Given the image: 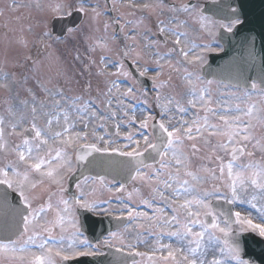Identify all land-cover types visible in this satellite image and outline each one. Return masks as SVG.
Listing matches in <instances>:
<instances>
[{
  "label": "snow or ice",
  "instance_id": "6c2138e0",
  "mask_svg": "<svg viewBox=\"0 0 264 264\" xmlns=\"http://www.w3.org/2000/svg\"><path fill=\"white\" fill-rule=\"evenodd\" d=\"M27 6L13 2L9 7L17 11ZM35 7L44 11V6L38 2ZM73 8L71 4H57L51 6V11L63 19L72 15ZM142 8L158 10V15H163L166 9L170 14L167 22L158 21L161 39L145 45L157 66L151 79L157 89L153 100L159 109V118L150 112L137 120L135 111L130 113L131 106L125 103L127 98L135 97L137 89L130 86L120 92L116 80L106 81V91L102 93L107 97L106 107L112 109L113 92H119L117 110H122L128 118L129 129L136 126L135 132L123 133L126 142L122 145L111 138L122 135L120 123L115 124L114 133L108 132L100 122L101 117L92 110L94 100H86L83 96L69 97L62 88L44 87L50 102L38 100L30 91L31 103L22 102L28 109L27 115L9 108V119L0 116V154L4 157L0 159V210L5 215L11 212L20 218L14 238L6 236L0 240V260L6 259L9 264H72L80 257L102 255L98 246L93 245L81 230L78 213L83 210L115 214L117 220L127 219L149 235L156 236L159 246L143 252L137 250V244L131 241L124 244L121 239L122 247L116 251L122 253L127 248L128 255L133 257L131 264H143L145 260L147 264H251L244 258V234L255 233L264 238V136L255 135L256 127L264 126V79L259 83L251 81L242 93L237 91L238 84L232 86L231 92L218 89L219 95L214 99L211 88L214 81L204 80L200 75V66L205 63L203 55L194 51L195 46L187 39V31H177L189 26L188 19H180L182 14L212 36L217 35L214 31L217 25L231 33L242 21L239 18L228 23L212 20L192 4L144 3ZM75 11L84 16L91 15L92 19L101 15L98 6L89 8L84 0ZM0 15H3L2 11ZM115 23L120 25V20ZM123 30L124 26L120 25V31ZM75 31L73 27L66 29L68 34ZM51 38V32L43 31L38 42L51 48L48 43ZM127 39L135 43L136 36L128 35ZM169 40L173 47L161 54L157 46H167ZM98 47L107 48V44L104 41L90 44L89 51L96 52ZM203 51L214 49L209 44L203 46ZM123 55L127 58L129 51ZM176 57L181 59L176 60L179 66L175 71L183 69L186 91L180 98L162 96L159 90L165 87V82L159 77L163 75L165 64L171 67ZM26 59L32 61L33 66L38 63L31 56ZM75 59L81 57L77 55ZM101 62L104 68L99 75L107 76L106 58L101 57ZM132 62L137 65L139 76L148 75L149 68L142 67L137 58ZM90 63L96 61L90 58ZM188 65L193 66L191 71ZM119 68L114 75L131 77L130 72L123 71V61ZM26 82L27 77L23 74L17 81L13 74L0 69V88L11 90L12 85ZM227 87L224 85L225 89ZM254 99L259 103H253ZM116 115V111H110L112 119ZM90 118L96 119L97 127L105 128L104 135L99 134L96 127L88 131ZM78 123L83 124L80 130H77ZM9 136L19 137V142L10 143ZM257 150L261 153L259 161L255 159ZM94 154L109 159L90 160ZM197 157L206 163L194 167L193 160ZM80 165L126 170L129 183L135 185L140 181L147 185L150 196H142L138 187L127 190V183L113 177L109 183L116 186L107 190L120 194L116 196L120 205L113 213L111 200L103 202L109 207L101 208L96 200L88 199L82 187L96 179L104 184L106 178L85 176L75 185L79 196L66 198L65 183ZM209 178L214 182L211 189L203 187ZM38 185L55 186V191L48 193L46 202L34 206ZM10 193L18 196L20 207L10 204ZM136 197H139V203ZM141 205L151 209L152 214L141 211ZM245 205L247 207H243ZM50 213L53 214L51 220L48 219ZM132 227L133 224H128L124 231L129 232ZM111 235L116 237L118 233ZM164 236L171 242L162 243ZM133 239L143 242L140 232H136ZM103 244L112 246L109 239Z\"/></svg>",
  "mask_w": 264,
  "mask_h": 264
},
{
  "label": "rangeland",
  "instance_id": "374dc122",
  "mask_svg": "<svg viewBox=\"0 0 264 264\" xmlns=\"http://www.w3.org/2000/svg\"><path fill=\"white\" fill-rule=\"evenodd\" d=\"M0 1H1L0 11L3 12V15H0V46L2 47L0 48V50L4 49L5 46L13 44V46L12 45L10 46L11 48L15 47L16 50L14 49V52H17L14 61L12 60V57H8L9 55L4 56L10 61H7V63L4 64V67L0 66V69H2L3 71H7L13 74L14 76H16V80L21 79V74L27 76L26 83H24L23 85L17 83L20 89L22 90L20 94L21 98H18V100L14 99V101H16L17 104H19L20 107L19 112H28V109L24 107L22 102L28 101L29 104L31 103L30 91L36 94L38 100H45L50 102L49 97L44 91V86L41 87L39 85L41 84L39 82L43 81V83H46L48 85L45 86L46 88L52 90H55L57 88H62L65 92V95L69 97L83 96L86 100L88 99L94 100L95 103L92 105V110L96 112L97 116L101 117L100 122L105 125L107 131L109 127L115 129V124L120 123L122 135L120 137L113 136L111 138L118 140V142L122 145L123 143L126 142L123 140V133L125 131L135 132L136 126H133V128L129 129L127 127L128 118L123 115L122 110L119 111L117 110L118 97L120 95L119 92H116L115 90L113 92V95L111 97L112 109L109 110L106 107L105 100L107 99V97H105L102 94L106 91V87H105L106 81L116 80L117 83L120 85V92L126 91V89L130 86L137 89L135 97L127 98L125 101L127 105L131 106L129 108L130 113L133 110L135 111L137 120L141 119L144 116H147L150 112L152 114L157 115V118H159L158 116L159 109L155 107L153 100L157 92L155 93L152 92L151 90L140 91L135 86L134 82L130 80H129L130 82L121 81L122 79L126 80L124 75H120V76L114 75V73L120 71L119 68L120 61L118 62L119 55L115 52L116 49L118 48V50L120 51L123 48H127L129 50L135 48V50L139 49L138 52H141L146 44L154 40V38L150 36L152 29L154 28L155 32L158 33V28H157L158 21L163 19L167 22L170 14L167 12L166 9L163 15H158V10L150 11L143 9L142 5L144 3H148L150 5H155L158 3H163L164 5H171L172 3L177 2L178 4L176 5H180L184 3L189 4L190 1H194L195 5L201 8V3L205 0H121V1L118 0L117 2H115L114 6H113V2L112 4H110L111 6L110 8L112 10H115V13H113L114 14L113 18L105 15L104 12L108 10V8L106 5H104L105 3L102 0H98V1L93 0L87 6L89 8L98 6L101 15L96 19H92L91 15L86 16L85 23H83L82 28L79 29V34L83 32L87 39L78 38L79 34L75 35V33L73 35H69L63 41L57 40L52 37L49 40L51 48L48 49V54L43 55L42 53H40L38 56H36V58L41 59L40 60L41 63L38 64V66L40 67V71L39 69L36 68L37 64L33 66L32 61L27 60L26 57L29 56L32 57L33 53L38 54L37 50H40V45H41L38 42V38L43 31H49V22L54 17L57 16L51 11V6L57 4H71L74 6L73 8V12H74L75 8L79 6L78 1L77 0H14L15 3L17 4L28 5L27 7L19 8L17 11H12L11 8L9 7L13 3V2L10 3L12 0H0ZM37 2L44 6V11H41L35 7V4ZM130 4L132 6H129ZM28 12H31L29 13L30 16L28 15ZM41 14L43 15L45 14L46 16L45 19L47 23L45 21L38 22L37 15H41ZM180 19L181 20L188 19L189 26L187 28L184 27L178 28L177 31L180 32L187 31L188 41L195 46L194 51H197L203 55L205 62L207 60V54L209 52L203 51V46L211 44L212 48L214 49V51L211 52L214 53L215 51L217 52L221 51V47L217 42V35L215 36L210 35L207 31L202 30L199 24L195 23L188 17L186 18V16L183 14L180 16ZM116 20H120V25H123L125 28V33L122 34V36L121 35L116 36L114 34L116 28L114 27L115 25L113 26V23H115ZM129 21H131L132 23L129 24L128 23ZM105 25H108L107 29H105ZM218 28L220 27L217 25L214 29L216 33L218 32L217 31ZM100 33H102L101 37H100ZM133 34L136 36L135 43L132 40H127V36ZM147 38H148V43H147ZM100 41L106 42L107 48L98 47L96 52H90L89 45L98 43ZM171 47H173V44L171 43L170 40L166 49L162 50L158 46L157 49L161 50L160 52L161 54H164ZM112 48L114 52L111 50ZM45 49L47 50V47ZM147 52L151 54L149 50ZM49 53H51V55H49ZM53 54L55 55V58L48 59L50 56H53ZM77 55H79L81 57L80 60H82L80 61L81 66L77 68L78 70H76V68L73 65H79V64L72 65L71 63V62L79 63V60L75 59ZM101 57L106 58L107 68H105V71L108 74L107 76L99 75L100 70L104 68V63L101 62ZM90 58L91 60H95L96 63L91 64ZM140 59L142 60V57L139 58L138 60ZM178 59L181 58L176 57V59L173 60L171 67L165 64V67L163 69V75L165 72H169V73L171 72L174 75L175 73L174 69L175 67H177L176 60ZM63 60H66L68 62H63ZM203 65L200 66V69ZM144 67L149 68L148 76L150 78L153 75H155L157 66L154 63L152 56H151V60L149 58V60H147V63L145 62ZM188 68H190V65H188ZM45 69L52 72L54 76L50 77L49 74L50 72L42 76L41 73ZM60 69L65 74L64 79L66 84L65 85L62 84L63 87L56 80H53V78H58L56 71ZM123 71L126 72L125 69H123ZM179 74L180 75L176 74L177 77L171 75V79L172 80L174 79L172 83L173 85L168 84L171 89H165L168 86L165 84V87L159 90L162 96L173 95L176 96L177 98H180L185 93L186 83L183 79L185 74H182L181 71H179ZM59 76L62 77L61 75ZM162 76H160L159 79L166 83V81L169 80L170 74L167 75L165 73L164 77ZM72 79L73 82H71ZM55 84H57L59 87L56 86ZM13 86L14 85L11 86V90H7L4 88H1L0 90V95H2L1 97L4 100L2 104V106L4 107L3 108L4 112L8 111V109L12 104V97L8 98V96L12 91H14ZM211 88L214 99L219 95L218 89L226 92L233 91L230 88L225 89L224 86L215 85V84H212ZM239 92L242 93V91ZM144 93H147V95H144ZM225 98L232 99L231 97H225ZM145 101L147 102L145 103ZM252 102L259 103V100L254 99ZM144 104L147 106V108L144 106ZM110 111L117 112L115 119L111 118ZM0 116H3L1 115V112H0ZM87 122L89 123V129H88L89 132L93 127H96L97 132L101 135H104L105 128L97 127V121L95 118H90L88 119ZM82 128H83V124L78 123L77 130H80ZM255 135L257 137L264 136V126L258 125L255 129ZM14 137L16 138V136ZM107 138L109 137H106V139ZM8 140L10 143H12V141H10L11 140L10 136L8 137ZM1 155L3 156V154ZM255 159L258 161L261 159V153L259 152V150H257L256 152ZM73 161H74V154H73ZM193 161H194V165H193L194 167H199L201 164L206 163V161H203L198 157L194 158ZM213 183L214 182L209 178L208 183L204 184L203 187L207 189H211ZM102 185L103 184L100 183L99 185L98 184L94 185L93 182H89V184L84 187V190L87 193V197L90 200H96L99 204V207L101 208L106 207L107 204H104L103 202L107 201V198L108 200L109 198H114V201L116 203L115 206L111 208V210L115 212V210L120 205V201L116 199V196L120 194L111 193L107 190L108 186L107 187L105 186V188L103 189ZM133 187H138L140 189V194L145 198H148L150 196L149 187L143 184L142 182L137 181L135 182V185L131 184L130 188L127 190L131 191ZM125 202L130 203L128 201ZM136 202L139 203V197H136ZM142 206L143 205H141L140 208ZM243 207H247V206L245 205ZM140 210L147 211L149 212L150 215L152 214V210L147 209L144 206ZM130 224H133V227L132 229L129 230V232H125L123 229L121 230L120 233H118V236L111 237L109 239L112 242V245H114V247L116 248L122 247L121 239H123L124 244H127L129 241L137 244V250L142 252L150 251L152 248L159 246L157 244V238L155 235H149L148 233L144 232L142 229H139L138 227H136V224L134 222H131ZM136 232H140L141 240L143 242H138L133 239ZM145 237L146 239H144ZM161 242L168 243L171 241L167 236H164L161 238ZM124 250L128 251L127 248H125ZM0 261L1 264L2 263L9 264V262L5 261L4 259ZM143 264H147V261L145 260Z\"/></svg>",
  "mask_w": 264,
  "mask_h": 264
},
{
  "label": "water",
  "instance_id": "95a60500",
  "mask_svg": "<svg viewBox=\"0 0 264 264\" xmlns=\"http://www.w3.org/2000/svg\"><path fill=\"white\" fill-rule=\"evenodd\" d=\"M233 7H236L237 10L232 13L230 9ZM204 13L212 15L219 21L229 22L233 18L243 20V24L238 26L232 33L221 30L219 40L226 49L225 53L210 57V63L204 69V76L231 86L238 84L240 88H245L251 81L260 82L264 79V0H221L220 3L209 4ZM72 22V25L67 24L62 28L66 30L68 27H73L77 24L76 19ZM255 52L258 53L255 54ZM260 53L261 57H255V55ZM246 59L251 61L255 59L258 62V69L253 70L254 72H251L249 67L243 69L244 65L241 62ZM254 67H256V63H254ZM140 83L143 86H147L142 81ZM89 159L107 160L109 158L94 154ZM111 159L120 160L122 158L112 157ZM122 173H125V178L121 176ZM76 175L78 178H83L86 175L104 176L111 180L115 177L117 181L129 182L127 171L118 167L80 165ZM17 218L18 215H14L11 212L5 215L4 211L0 210V240L10 236L9 229L16 225ZM96 220V222L95 220L93 222L90 220L86 222L87 224L84 223L83 227L89 238L94 241L101 240L109 232L108 228L103 229L106 226L105 221L102 219ZM112 226L110 230H115L121 227L122 224L115 226V223H112ZM248 250L252 254H248ZM108 253L107 256L78 261L77 264H128L133 259L129 255L116 251H108ZM244 256L252 264H264V242L255 238L244 241Z\"/></svg>",
  "mask_w": 264,
  "mask_h": 264
},
{
  "label": "flooded vegetation",
  "instance_id": "af4514ba",
  "mask_svg": "<svg viewBox=\"0 0 264 264\" xmlns=\"http://www.w3.org/2000/svg\"><path fill=\"white\" fill-rule=\"evenodd\" d=\"M15 112H17V111H15ZM8 117H9V114H8ZM24 126L27 127V124H25ZM12 142L13 143H18L19 142V138L13 139ZM11 158L12 157H8V159H11ZM0 159H3L1 154H0ZM65 188L68 189V191L65 194L66 198H72L74 196H79V192L76 189V187L72 191H70L69 187L67 185V182H66L65 183ZM35 191H36V195L38 196V199L36 201H34V206H38L39 204L46 202L48 193L50 191H55V186H52L51 188H49L47 185H45L43 187L38 185V187H37V189ZM52 218H53V214L50 213L49 216H48V219L51 220ZM58 231L59 230L57 229V233H58Z\"/></svg>",
  "mask_w": 264,
  "mask_h": 264
},
{
  "label": "bare ground",
  "instance_id": "6f19581e",
  "mask_svg": "<svg viewBox=\"0 0 264 264\" xmlns=\"http://www.w3.org/2000/svg\"><path fill=\"white\" fill-rule=\"evenodd\" d=\"M243 69H245V67H243ZM123 178H125L126 177V175H125V173H122V175H121ZM9 201H10V204L14 207V206H18V201L15 199V197L13 196V195H11L10 196V199H9ZM250 242H252V241H250ZM248 252V254H252V252L251 251H247Z\"/></svg>",
  "mask_w": 264,
  "mask_h": 264
}]
</instances>
